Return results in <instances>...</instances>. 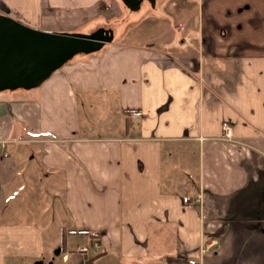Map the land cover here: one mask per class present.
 <instances>
[{
    "label": "crops",
    "instance_id": "crops-1",
    "mask_svg": "<svg viewBox=\"0 0 264 264\" xmlns=\"http://www.w3.org/2000/svg\"><path fill=\"white\" fill-rule=\"evenodd\" d=\"M122 4L0 0V14L92 33ZM200 4L181 33L0 92V264H264V0ZM64 228L76 247H59Z\"/></svg>",
    "mask_w": 264,
    "mask_h": 264
},
{
    "label": "water",
    "instance_id": "water-1",
    "mask_svg": "<svg viewBox=\"0 0 264 264\" xmlns=\"http://www.w3.org/2000/svg\"><path fill=\"white\" fill-rule=\"evenodd\" d=\"M122 1L137 11L144 1L154 7L157 0ZM114 38L111 28L92 33L46 31L0 14V92L39 87L77 55L96 53Z\"/></svg>",
    "mask_w": 264,
    "mask_h": 264
},
{
    "label": "rangeland",
    "instance_id": "rangeland-1",
    "mask_svg": "<svg viewBox=\"0 0 264 264\" xmlns=\"http://www.w3.org/2000/svg\"><path fill=\"white\" fill-rule=\"evenodd\" d=\"M199 4L200 0H157L156 5L153 7L149 1H144L142 7L137 11H133L122 4L123 11L121 15L116 21L114 20V22L108 23L109 25H107V27H110V25L113 26L115 34L113 42L141 44L145 43L151 34L159 32L160 30L173 31L174 29L181 33L185 24L190 22L195 25V20L197 21L198 19V9L200 6V9H202V5L200 4L199 6ZM121 29L125 32L123 35H119ZM96 109L99 111L100 115L107 114V110L104 109V106L99 105L94 109V112H96ZM31 209L37 212V218L45 221V232L49 235L50 228L55 224L54 222H48L51 221L52 218L49 217L47 219V217H45L46 214L44 215V212L41 211L42 209L39 207ZM54 217L56 222L58 219L57 213L54 214ZM20 218H24V216L22 215ZM65 230L64 239L62 240V244H59V247H66L67 249L76 247L79 242H81L80 238L71 239L69 237L70 232L68 229ZM50 258H53L54 261H59V259H61L55 258L53 254H51L48 259L46 258V262ZM46 262L43 264H46Z\"/></svg>",
    "mask_w": 264,
    "mask_h": 264
},
{
    "label": "trees",
    "instance_id": "trees-1",
    "mask_svg": "<svg viewBox=\"0 0 264 264\" xmlns=\"http://www.w3.org/2000/svg\"><path fill=\"white\" fill-rule=\"evenodd\" d=\"M80 233H84V234H90L89 231H78ZM91 237L95 236L94 234H90ZM184 262V260L177 258V257H168L166 260V264H182Z\"/></svg>",
    "mask_w": 264,
    "mask_h": 264
},
{
    "label": "built area",
    "instance_id": "built-area-1",
    "mask_svg": "<svg viewBox=\"0 0 264 264\" xmlns=\"http://www.w3.org/2000/svg\"><path fill=\"white\" fill-rule=\"evenodd\" d=\"M225 136L228 139H232V137H233L232 127L229 126V125H227L226 128H225ZM88 249L89 248L87 246H82V247L79 248V250L81 252H86V251H88ZM182 264H188V263L183 262Z\"/></svg>",
    "mask_w": 264,
    "mask_h": 264
}]
</instances>
